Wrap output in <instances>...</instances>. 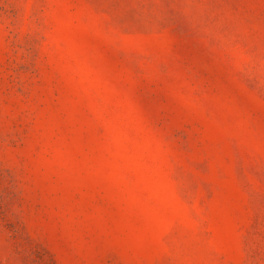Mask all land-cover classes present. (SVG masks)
Masks as SVG:
<instances>
[{
	"label": "rangeland",
	"instance_id": "374dc122",
	"mask_svg": "<svg viewBox=\"0 0 264 264\" xmlns=\"http://www.w3.org/2000/svg\"><path fill=\"white\" fill-rule=\"evenodd\" d=\"M0 264H264V0H0Z\"/></svg>",
	"mask_w": 264,
	"mask_h": 264
}]
</instances>
